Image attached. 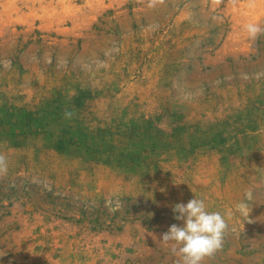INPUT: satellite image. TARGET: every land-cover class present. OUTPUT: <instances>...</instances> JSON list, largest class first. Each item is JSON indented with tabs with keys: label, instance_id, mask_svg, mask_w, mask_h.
Returning <instances> with one entry per match:
<instances>
[{
	"label": "rangeland",
	"instance_id": "obj_1",
	"mask_svg": "<svg viewBox=\"0 0 264 264\" xmlns=\"http://www.w3.org/2000/svg\"><path fill=\"white\" fill-rule=\"evenodd\" d=\"M247 23L264 0H0V264H183L160 237L193 198L228 224L201 264H264Z\"/></svg>",
	"mask_w": 264,
	"mask_h": 264
},
{
	"label": "clouds",
	"instance_id": "obj_2",
	"mask_svg": "<svg viewBox=\"0 0 264 264\" xmlns=\"http://www.w3.org/2000/svg\"><path fill=\"white\" fill-rule=\"evenodd\" d=\"M212 2L220 5L222 0ZM243 27L252 40L264 34V28L256 23H247ZM63 115L65 119L71 120L75 112L66 108ZM7 171V158L0 153V175H6ZM246 196L250 198V193ZM237 208L242 212L247 211V205L243 203L237 205ZM118 209L119 205L111 210ZM173 212L176 220L183 221V226L172 224L168 231L161 234L160 240L165 244L172 242V251L182 256L183 264H201L205 257H210L221 249L228 224L219 211L209 212L203 199L193 198L186 204H175Z\"/></svg>",
	"mask_w": 264,
	"mask_h": 264
}]
</instances>
